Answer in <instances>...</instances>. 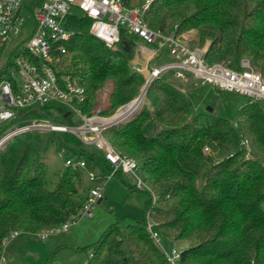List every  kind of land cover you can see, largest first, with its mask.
<instances>
[{"label":"trees","instance_id":"1","mask_svg":"<svg viewBox=\"0 0 264 264\" xmlns=\"http://www.w3.org/2000/svg\"><path fill=\"white\" fill-rule=\"evenodd\" d=\"M40 1L27 0L25 12L30 15ZM144 19L165 33L194 29L199 43L210 40L208 62L247 57L264 77V0H153ZM65 20L73 34L55 64L57 76L68 74L84 88L78 107L87 115L97 110V92L108 83L106 105L98 111L110 115L136 96L143 83L128 65L133 37L121 30L119 41L107 48L89 33L88 17L75 11ZM18 54L14 51L10 58ZM10 65L8 60L0 67V80L9 77ZM149 90L159 98L153 111L143 108L103 132L111 145L138 162L147 186L144 215L108 225L96 243L83 247L88 249L84 264H168L146 232L147 213L161 237L184 244L180 264H264L262 101L247 99L230 122L193 113L182 90L163 78ZM46 104L17 109L11 121L0 125V138L9 125L43 118ZM150 120L158 126L153 135L143 132ZM41 134L19 133L0 146V254L10 232L38 234L77 214L94 185L83 168L63 162L54 179L46 176L45 154L54 140L67 155L91 160L102 175L110 170L100 150L86 149L70 132L50 131L45 140ZM128 188L141 190L135 183ZM45 264L57 263L48 258Z\"/></svg>","mask_w":264,"mask_h":264},{"label":"built area","instance_id":"2","mask_svg":"<svg viewBox=\"0 0 264 264\" xmlns=\"http://www.w3.org/2000/svg\"><path fill=\"white\" fill-rule=\"evenodd\" d=\"M153 0H144L133 6L126 0H41L34 5L30 15L34 27L14 51L20 54L6 60L9 77L0 80V124L8 122L17 115V109L58 102L75 115V122L56 123L49 118H33L11 128L1 139L11 135L31 131H65L75 135L83 144H92L100 150L110 165L103 177L108 180L116 171L131 174L138 189L147 188L140 175L138 162L112 147L103 136V131L134 116L145 103V94L151 83L157 78L175 81L179 84L190 82V78L201 84H208L224 92L247 97L250 101L264 102V77L253 70L247 60L240 61V68H232L224 63H209L205 59L207 46L193 47L179 33H165L150 27L144 15ZM27 0H0V53L9 36H17L19 27L29 16L24 10ZM80 12L90 19L88 31L107 48H112L120 39L121 30L133 37L134 51L130 68L141 74L143 84L139 93L119 106L114 113L102 115L98 109L84 114L78 105L85 99L84 88L70 75L57 76L55 64L66 54L65 42L73 32L65 27L66 18L73 12ZM26 15V16H25ZM162 60L157 65L152 61ZM5 62V63H6ZM1 67V66H0ZM14 70V71H13ZM169 73L171 77L165 75ZM63 165L73 168H85L86 161L59 152ZM90 181L96 174L86 172ZM103 197L102 187L94 184L88 197L78 211L60 226L38 234L40 239L66 231L75 224L76 217L89 215L91 207ZM155 196H152L154 202ZM156 223L146 214V232L163 253L168 264H180L181 247L173 245L165 252L160 244L162 238L156 230ZM18 234L12 231L3 239L4 244ZM7 253L2 249L0 264H6Z\"/></svg>","mask_w":264,"mask_h":264},{"label":"rangeland","instance_id":"3","mask_svg":"<svg viewBox=\"0 0 264 264\" xmlns=\"http://www.w3.org/2000/svg\"><path fill=\"white\" fill-rule=\"evenodd\" d=\"M127 1L130 5L137 6L140 5L144 0ZM33 27L34 22L32 16H26L24 22L19 27L18 35L9 36L6 40L5 45L0 53V66H2L6 62V60L11 55L12 50L17 47L26 37H28V35H30ZM179 34L185 37L188 43L193 47L207 46L208 48L209 46L210 40L208 38H206L202 43H199L196 31L194 29L183 30L180 31ZM133 51L134 44L132 56ZM131 59L132 57L130 58L128 63L129 68L131 65ZM243 59L247 60L248 65L253 70L261 74L259 68L253 65V63L247 57L239 59L238 62H234L233 60L229 59L223 63L229 67L239 69L241 67L240 61ZM161 62L162 60H155L152 61L151 65H157ZM165 76L171 77V74L167 73ZM189 80L190 82L185 84H179L175 81L170 82L171 85H173L174 87H178L182 90L193 113H203L212 116H218L225 118L230 122H233L235 110L240 105L245 103L248 99L247 97L242 95L223 92L221 90L219 91V89H216L208 84H201L198 80H195L193 78H190ZM142 84L139 88V91L142 87ZM109 90L110 85L108 83L98 90L97 109H102L103 107H105ZM158 104V96L152 90H149L145 94V103L142 104L139 110L144 108L149 111H153L158 106ZM260 105L263 106L264 103L260 102ZM43 113V118H49L56 123L69 124L75 122L74 113H68V109L66 108V106L58 102H49L48 104H46ZM30 119H26L22 123L28 122ZM19 124L20 123H14L12 125L7 126L4 132L2 133L1 138L11 128ZM157 129V124H155V122L152 120L148 121L143 126V132L147 135H153ZM38 132L42 133V140H45L47 137V133H49V131L42 130H39ZM12 136L14 135H11L10 137ZM10 137L8 136L2 139L0 141V146ZM111 146L114 147L113 145ZM91 147L94 148L92 144L85 145L86 149H90ZM204 150L208 151L209 149L207 147H204ZM59 152H63L66 155L68 154V151L65 150V147H63L58 140H54L53 143L49 145L48 150L45 154L44 161L46 176L52 179H54V173L58 171V168H60L62 165V157L58 155ZM84 159L86 161V167L83 168V171H92L96 174V179L91 184H97L102 187L103 198L91 207L90 214L88 216L85 214L77 216L75 224H72L66 231L51 234L45 239H40L38 236V234L43 231L39 232L38 234L18 232L15 237L10 238L3 246V249L8 251V255H5L6 264H45L48 258H50L53 262L65 264H83L88 256V249L85 250L83 247H88L96 243L100 239L101 234L108 225L116 221H121V219L125 217H143V205L145 200L147 199V193L143 190H130L128 188L129 185H134L135 183V179L131 174L122 172V174L113 175L111 178L106 180L102 175V170L98 166H96L88 158L85 157ZM108 172L109 171L105 170V174H107ZM128 221H130V219L126 218L124 222ZM160 244L165 252H170L173 245H177L179 247H182L184 245L183 243L169 241L163 237L160 239Z\"/></svg>","mask_w":264,"mask_h":264},{"label":"crops","instance_id":"4","mask_svg":"<svg viewBox=\"0 0 264 264\" xmlns=\"http://www.w3.org/2000/svg\"><path fill=\"white\" fill-rule=\"evenodd\" d=\"M102 198H103V197H102ZM5 251H6L7 255H8V251H7V250H5ZM85 261H86V260H85ZM85 261H84V263H85ZM55 263H57V264H58L59 262H55ZM84 263H83V264H84Z\"/></svg>","mask_w":264,"mask_h":264}]
</instances>
